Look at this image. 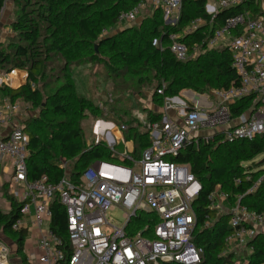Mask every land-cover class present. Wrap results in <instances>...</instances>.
<instances>
[{
	"label": "built area",
	"instance_id": "1",
	"mask_svg": "<svg viewBox=\"0 0 264 264\" xmlns=\"http://www.w3.org/2000/svg\"><path fill=\"white\" fill-rule=\"evenodd\" d=\"M244 0H216L206 5L212 20L220 10L241 5ZM148 14L163 10L164 19L177 23L182 0H144L117 19L116 28L134 23L141 8ZM177 16V18H175ZM165 20V21H166ZM167 24V23H166ZM211 27L203 18H196L179 32H169L167 43L154 38L152 45L170 52L178 61H187L200 52L197 44L190 54L184 39L203 27ZM108 34V30H103ZM229 36V40L225 37ZM226 42L232 55V67L238 82L228 88L213 89L208 94L186 93L189 101L177 97L165 98L164 105L153 112H161L158 119L140 117L136 126L144 125L150 142L135 155L133 139L125 133L128 124H118L102 118L95 119L94 130L101 135L94 143H104L115 155L128 163L106 160L93 161L72 181L61 162L64 176L57 182L41 175L28 179L29 143L21 115L27 106L20 100L0 98V159L11 172L10 195L22 203L21 217L14 229H32L35 243L28 259L39 264H200L204 248L196 243L198 200L203 186L191 171L189 163L174 160L188 145L199 149L202 145L253 140L264 136V14L252 16L248 11L228 17L210 36L208 48ZM219 47V46H218ZM18 79L25 80L26 72ZM15 76V72L9 74ZM11 80V79H10ZM3 82L0 77V85ZM164 85L157 90L163 94ZM193 91V90H192ZM196 95L200 97L196 99ZM251 97V105L234 115L233 105ZM178 98V99H176ZM212 98L213 101H209ZM112 101V100H111ZM104 110V104H100ZM149 110V109H147ZM135 126V125H134ZM117 146H123L118 153ZM264 154V153H263ZM245 164V163H243ZM245 166V165H244ZM247 167V166H245ZM257 167V166H255ZM257 168L252 169V172ZM248 181L251 174L246 175ZM264 181V174L252 182L244 193L231 195L219 185L207 195L209 202L203 228H214L226 218L228 233L224 238L223 255L234 257V264L248 263L254 251L255 238L264 233V213L244 204L246 195L255 193ZM240 184V178L236 179ZM57 196L65 207L66 226L71 254L66 253L64 239L51 228L52 202ZM122 210L121 220L112 214ZM148 213L152 222L150 236L145 225L142 231L130 235L127 226L139 214ZM113 220H117L113 223ZM118 222V224H117ZM0 235V264H14L7 255V245Z\"/></svg>",
	"mask_w": 264,
	"mask_h": 264
},
{
	"label": "trees",
	"instance_id": "2",
	"mask_svg": "<svg viewBox=\"0 0 264 264\" xmlns=\"http://www.w3.org/2000/svg\"><path fill=\"white\" fill-rule=\"evenodd\" d=\"M142 1L144 0H12L16 16L12 20L11 29L15 34L8 46L0 49V69L6 72L17 69L25 71L27 79L21 87L25 100L38 107L42 104L45 89L51 108L40 116L23 120L25 132L30 139L27 159L29 180L45 174L52 182L59 181L65 174L61 158L73 161V168L69 173L72 181L79 180L81 173L95 160L128 163L102 142L85 144L82 121L88 116L102 118L106 110L100 107V102L96 104L77 91L72 71L74 67L101 62L109 73H113L115 79H121L123 88H134L139 94L144 93L143 86L152 89L150 97L158 107L164 105L165 98L179 97L188 89L204 94L213 89L228 88L238 82L228 47L208 48L207 42L212 32L221 27L230 16L244 11L255 17L264 14L259 0H244L239 6L220 10L213 20L206 10L208 0H182L180 16L174 25L164 22L163 10H155L146 15L137 26L109 34L110 29L116 28L118 16ZM5 3L6 0H0V13ZM196 18H203L211 24V27H203L184 39L190 54L197 44L200 49L197 56L187 61H178L169 48L161 50L152 45V40L156 37L166 44L169 32L181 31ZM104 29L108 30V34H103ZM15 75L20 76V73L15 72ZM163 85V94H158L157 90ZM10 91L11 88L2 82L0 98ZM251 101V97H246L233 105L234 115L248 109ZM110 110L116 113L115 108ZM161 116V112L148 110L150 119L159 120ZM126 123L129 128L125 137L133 139L135 155L139 156L150 142L149 133L140 131L132 121ZM35 124L41 127L33 130ZM263 153L262 135L253 140L202 145L199 149L188 145L174 159L189 163L192 173L203 186L198 200L199 220L195 230L196 243L204 248L200 264H234L232 255H223L226 250L224 238L229 229L227 217L224 216L214 228L202 227L205 212L209 211L206 207L209 204L207 195L216 185L229 193L232 199L237 194L244 193L252 182L264 174V167H245L243 163ZM254 168L257 171L252 172ZM249 173L252 176L250 181L246 179ZM238 178L241 180L240 184L236 183ZM4 185V197L9 202V210L0 211V235L13 242L22 264H32L25 252L29 230L26 227L13 228L16 220L21 217L22 203L10 195L9 184ZM242 202L250 209L264 213V181L255 193L246 195ZM51 208V228L63 237L64 247L69 255L71 247L66 226V209L57 196ZM150 218L148 213H142L131 219L127 226L130 235H135L148 225L149 231H143L142 234L150 236L155 224ZM253 244L254 251L247 256L246 264H264V233L259 234Z\"/></svg>",
	"mask_w": 264,
	"mask_h": 264
},
{
	"label": "rangeland",
	"instance_id": "3",
	"mask_svg": "<svg viewBox=\"0 0 264 264\" xmlns=\"http://www.w3.org/2000/svg\"><path fill=\"white\" fill-rule=\"evenodd\" d=\"M6 6L5 9H3L2 13H0V49H4L8 46L10 40L14 36V32L11 29V23L12 20L15 18L16 10L15 7L11 6V0H6ZM211 3V0H208L207 5ZM148 15V9L147 7H143L140 9L139 12V18L134 23H127V25L124 24L123 27L118 26L117 29H110L109 34H115L118 31L122 30L123 28L133 27L137 26L141 20ZM177 18V16H175ZM174 18L170 17L169 20L164 19V22L171 25V22ZM166 20V21H165ZM119 29V30H118ZM227 40H229V36L225 35ZM226 42H218L219 45L217 47H222L225 45ZM23 71V70H21ZM73 77L76 85V89L79 93L83 94L84 96L91 98L95 101L96 104L99 102L105 105V108L107 110L105 111L106 114L102 117V119L106 121L113 122L114 124H118L121 121L127 122L132 121L133 125L139 124L138 121L140 117L147 118L148 110L145 109L146 103L149 101L148 97L151 95V90L147 86H143V92L142 94H139L136 89L134 88H123V86L120 84L121 79H115L113 76V73H109L106 69L105 65L101 62L90 64V65H81L78 67L73 68ZM25 72V71H24ZM12 71L6 72L0 69V77H2L3 84L7 85V82H10V85L13 86H23L25 84V80L23 82L13 80L15 76H11ZM27 75V73H26ZM11 79V80H10ZM150 93V94H149ZM196 93V92H195ZM47 92L45 89H43V101L42 104L38 107L32 106L31 103H25L23 102L28 110L22 113V118L24 120L28 118H32L40 116L43 112L47 110H51L48 100L46 98ZM145 94V95H144ZM208 94V93H204ZM187 95V94H186ZM185 94H181L179 96L180 99L189 101ZM144 99V100H141ZM112 100V101H111ZM209 101H213L212 98H208ZM115 108L116 113H112L110 108ZM120 110L118 113L117 111ZM36 125V124H35ZM33 126L34 129H39L41 125ZM95 126V119L91 116H88L86 119L82 121L81 130L83 135V140L85 144L88 142L96 141L99 137L98 133L94 130ZM139 128L141 130H145L144 125H140ZM38 133L40 134V131L38 130ZM123 150V146H117L116 151L120 153V151ZM61 162H66V172L70 173V171L73 168V161L65 160L64 158L60 159ZM60 162V163H61ZM5 162H3V158L0 159V211L7 212L9 210V202L4 197V189H6V186L4 184H9L12 182V175L9 170H6L4 168ZM245 166H261L264 167V154H259L252 160L245 162ZM9 189V187H8ZM10 191V190H9ZM8 191V192H9ZM115 218L120 219L122 215L121 209H116L112 213ZM117 220H113V223H116ZM120 222L122 220L120 219ZM118 224V222H117ZM32 232V229L29 228L30 235ZM1 234V232H0ZM7 238V237H6ZM7 245V255L10 262H13L16 264V261L18 260L17 254L14 252V244L10 240H5Z\"/></svg>",
	"mask_w": 264,
	"mask_h": 264
},
{
	"label": "crops",
	"instance_id": "4",
	"mask_svg": "<svg viewBox=\"0 0 264 264\" xmlns=\"http://www.w3.org/2000/svg\"><path fill=\"white\" fill-rule=\"evenodd\" d=\"M216 0H211V3L213 4ZM7 2V1H6ZM11 3H12V0H11ZM259 3H260V9L262 12H264V0H259ZM11 6L13 7V3L11 4ZM6 6V3H5V6L3 9H5ZM3 11V10H2ZM2 13V12H1ZM18 72V71H16ZM20 73V76L23 75V73L19 72ZM19 77V76H18ZM17 75H15L14 78L18 79ZM18 81V80H17ZM23 82V81H22ZM11 88V91L8 92L6 95H3L1 98H8V99H11V100H20V101H23L25 103H29L25 100V93L22 91L21 87L22 86H13V85H10L9 86ZM141 100H144L141 98ZM148 102L146 103V108L145 109H157L158 106L154 105V103L152 102L151 100V97H148ZM23 115H21V118H22ZM23 119V118H22ZM24 120V119H23ZM5 165V164H4ZM4 168L6 169V166H4ZM7 170V169H6ZM33 235V234H32ZM31 234L27 236V239H26V244H25V252L26 254L28 255V252L31 251V249L33 248V245L35 243V240L33 238ZM5 240H10L6 237H4ZM11 241V240H10ZM14 252L16 253V250H15V246H14ZM18 256V255H17ZM19 257V256H18ZM32 264H39V263H36V262H31ZM16 264H22L21 263V260L20 258H18V260L16 261Z\"/></svg>",
	"mask_w": 264,
	"mask_h": 264
},
{
	"label": "water",
	"instance_id": "5",
	"mask_svg": "<svg viewBox=\"0 0 264 264\" xmlns=\"http://www.w3.org/2000/svg\"><path fill=\"white\" fill-rule=\"evenodd\" d=\"M16 71L23 72V71L18 70V69L17 70H13L12 72H16ZM25 78L27 79V75L25 76ZM7 85L10 86V82H7ZM184 93L189 94V95L192 96L194 91H192L191 89H188V90H185ZM199 97H200L199 95H196V99L199 98ZM176 99H178V98H176Z\"/></svg>",
	"mask_w": 264,
	"mask_h": 264
}]
</instances>
